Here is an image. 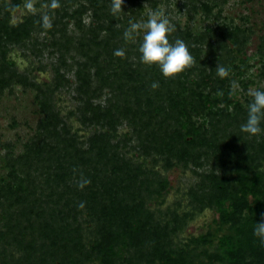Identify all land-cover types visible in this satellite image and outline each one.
Here are the masks:
<instances>
[{
    "label": "trees",
    "instance_id": "1",
    "mask_svg": "<svg viewBox=\"0 0 264 264\" xmlns=\"http://www.w3.org/2000/svg\"><path fill=\"white\" fill-rule=\"evenodd\" d=\"M89 1L99 18L108 16L103 0ZM22 3L11 0L6 17L0 18V90L19 84L38 91L44 120L39 124L38 136L19 159L34 166L55 197L63 196L58 205H54L55 197L36 198L25 183L26 174L22 177L18 168H11V180L0 187V207L8 213L0 240L11 239L27 251V258L15 264H264V245L253 235L256 223L264 222V173L260 169L264 162V132L257 136L241 132L252 97L245 104L233 102L227 90L231 74L239 67L234 55L248 39L241 32L222 27L227 39L235 44V53L222 43L224 53L217 54L220 46L210 44L209 55L202 57L199 45L214 39L218 32L209 28L199 35L188 29L175 31L169 35L170 42L177 38L185 41L196 63L174 78H165L159 65L141 62L138 49L142 41L136 47H122L126 55L121 58L108 51L110 47L104 42L101 45L100 31L93 30L92 41L81 44L88 61L76 63L77 91L83 101V122L102 128L83 149L53 109L54 90L69 82L62 68L56 69L55 83L44 88L29 82L6 61V47L22 44L39 28L49 30L43 27L39 15L11 24L10 13L18 11ZM193 7L197 10L196 5ZM113 23L111 20L108 25L111 49L121 31ZM69 45H63L65 50ZM105 50L106 61L102 59ZM257 53L264 79L263 37ZM67 55L61 54L65 69L69 67ZM92 64L96 67L94 73ZM219 64L230 69L227 78L217 75ZM94 78L99 81L97 86L93 85ZM154 82L159 84L155 90L151 88ZM105 89L111 92L106 105L95 104ZM218 91H223V97L216 95ZM231 105L234 107L229 110ZM125 123L131 137L117 141L118 130ZM50 137L54 143L44 142ZM132 141L136 147L131 149L168 166L192 165L199 169L210 164L211 169L202 173L199 183L190 190V198L199 209H215L219 227L227 226L229 231L223 236L207 233L185 244L175 243L174 237L182 228L179 217L174 224H163L147 207L149 196L162 195L168 182H160L153 190L154 182L144 166L120 151L122 143ZM24 165L20 167L24 169ZM81 202L83 208L79 207ZM48 203L53 205L41 208ZM56 206L62 208L55 211ZM85 211L99 222L97 240L90 248L83 245L80 225L69 221V216ZM27 226L34 239L48 245L43 247L47 250L39 253L32 243L24 242L23 232L16 235L19 228ZM31 256L33 261L29 260Z\"/></svg>",
    "mask_w": 264,
    "mask_h": 264
},
{
    "label": "rangeland",
    "instance_id": "2",
    "mask_svg": "<svg viewBox=\"0 0 264 264\" xmlns=\"http://www.w3.org/2000/svg\"><path fill=\"white\" fill-rule=\"evenodd\" d=\"M107 5L108 16L99 18V12L89 0H58L59 11L51 7V0H36L35 11L26 12L23 3L20 9L10 13V23L17 25L22 23L31 15H39L42 18L48 16L51 24L56 27L48 31L37 29L31 37L19 45L6 47V61L19 74L28 78L29 82L42 85L44 88L52 86L55 83L56 69L62 68L69 82L62 88L54 90L52 95L53 109L60 115L65 122L66 131L70 136L77 140L79 146L87 149L90 138L102 128L88 125L83 122V116L80 108L83 107V101L79 98L77 91L78 82L76 79L77 62H87L84 49L81 44L92 41L93 30L100 31L98 41L104 42L108 51L112 53L122 47H136L142 41L143 33L137 37L135 43H130L124 39V31L129 26V21H140L146 19L144 15V6L148 4L150 8H158L163 5L166 15L171 23L175 25L176 31L190 30L194 34L205 33L207 28L218 32L214 39L199 45L202 57L209 55L210 44L212 47L220 46L227 43L235 53V44L227 35L226 30L241 32L248 43L240 48L234 55L235 64H239L231 76L239 88L233 97V102L245 104L250 97L248 92L252 90H262L264 88V79L261 75V60L258 47L261 38H264V0H124L123 11L113 15L110 11L112 0H103ZM11 0H0V18L6 17V11L9 9ZM197 6V10L194 9ZM205 7V9H204ZM111 20L114 22L115 29L121 30L115 40V45L111 49V30L108 25ZM225 29L222 32L221 28ZM208 29V30H209ZM240 34V33H239ZM90 41V42H91ZM70 42L68 50H65V43ZM113 43V38H112ZM64 52V53H63ZM107 50L103 53L102 59L107 60ZM68 68H63L64 59L61 54H67ZM222 46L219 47L217 54H223ZM196 63V62H195ZM194 63V64H195ZM228 67H232L228 63ZM96 67L92 64V73ZM61 71V72H62ZM62 72V73H63ZM231 82L227 90H231ZM99 83L94 78L93 85ZM38 91L31 86H22L14 84L12 88L0 90V187L11 180L9 171L11 168H18L19 174L28 177L25 181L29 191L35 194L36 198L45 199L48 195L54 199L55 194L51 192L52 188L43 183L44 177L38 174L34 166L29 162L20 161V157L27 152V145L38 136V127L44 120V114L41 111L40 104L37 100ZM111 97V92L104 90L102 96L95 100V104L105 106L107 99ZM234 106H230L232 110ZM66 134V133H65ZM125 137H131V129L128 124H123L116 135V139L122 140ZM54 143L53 138H48L44 142ZM49 143V144H50ZM136 147V142L122 143L120 151L124 153L135 164H141L150 175L153 183V190L158 188L160 182H168V189L162 195L152 194L147 199V207L155 214L160 222L173 223L176 216L179 217L182 228L174 237L177 244H185L191 238H198L207 233L213 235L219 233L223 236L229 231V227H219L218 214L213 208L199 209L192 203L190 190L200 181V175L211 169L210 164H205L201 168H194L192 165L168 166L162 161H154V157H145L142 151L131 149ZM159 159V158H156ZM25 164V168L20 167ZM261 172L264 173V162L261 165ZM156 180V181H155ZM35 185V186H34ZM54 205L61 202L63 195H56ZM41 205V208H47ZM24 206H27L24 205ZM62 207H54V210ZM64 208L63 210H65ZM21 210V208H20ZM50 211L46 209V211ZM65 212V211H63ZM37 214V213H36ZM36 214L34 215L35 217ZM48 214V212H47ZM46 214V215H47ZM8 213L0 207V232H5V223ZM49 215V214H48ZM47 217V216H46ZM69 221L78 223L81 230V238L84 246L90 248L93 246L98 236L99 222L88 212H83L76 217L69 216ZM50 219V218H49ZM76 219V221H75ZM59 221V220H58ZM27 224V223H25ZM26 226V225H25ZM23 232L24 242L32 243L39 251H45L44 244L41 240H36L30 235V228L25 227L16 232ZM34 239V240H33ZM218 239V238H217ZM27 251L22 249L11 239L0 240V264H15L27 258ZM29 260H32V256ZM28 260V261H29ZM34 264V263H33ZM88 264H99L98 261Z\"/></svg>",
    "mask_w": 264,
    "mask_h": 264
},
{
    "label": "clouds",
    "instance_id": "3",
    "mask_svg": "<svg viewBox=\"0 0 264 264\" xmlns=\"http://www.w3.org/2000/svg\"><path fill=\"white\" fill-rule=\"evenodd\" d=\"M35 3L36 0H24V10L26 12L35 11ZM123 4L124 0H112L111 13L115 16L123 11ZM51 7L58 8V0H51ZM144 15L146 19L129 21V26L123 34L125 41L135 43L137 37L143 33L142 43L138 49L141 53V62L148 66L159 65L165 78H174L192 67L195 58L191 55L185 41L177 38L173 43L169 40V35L176 31V27L166 15L165 7L161 5L153 9L145 4ZM43 27L45 29L52 27L48 16L43 17ZM114 55L123 58L126 55V50L117 49L114 51ZM216 73L221 79L227 78L230 75V69L219 64ZM151 88L153 90L159 88L158 82L152 83ZM238 88V83L233 80L229 98L236 95ZM216 95L223 97L224 93L218 91ZM248 95L252 97V102L248 105L247 120L240 126V130L250 136H257L264 132V128L261 127V123L264 122V91L250 89ZM80 187L83 188L84 185L81 184ZM84 206L83 202L79 205L80 208ZM253 235L259 239L261 245H264V222L256 223Z\"/></svg>",
    "mask_w": 264,
    "mask_h": 264
}]
</instances>
